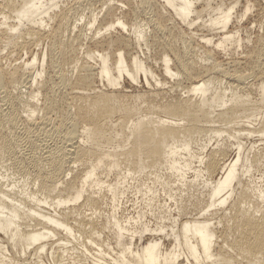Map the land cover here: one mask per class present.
<instances>
[{
	"label": "bare ground",
	"instance_id": "bare-ground-1",
	"mask_svg": "<svg viewBox=\"0 0 264 264\" xmlns=\"http://www.w3.org/2000/svg\"><path fill=\"white\" fill-rule=\"evenodd\" d=\"M254 11L0 0V264H264V34L239 25Z\"/></svg>",
	"mask_w": 264,
	"mask_h": 264
},
{
	"label": "rangeland",
	"instance_id": "rangeland-1",
	"mask_svg": "<svg viewBox=\"0 0 264 264\" xmlns=\"http://www.w3.org/2000/svg\"><path fill=\"white\" fill-rule=\"evenodd\" d=\"M130 2L132 3V4H137L138 2H139V0H130ZM98 5H95L93 8H91V7H88L86 10H85V13H86V15L87 14H89L90 15V11H91V9H92V11H91V13H97L98 12V7H97ZM95 8V9H94ZM90 9V10H89ZM255 12V13H254ZM253 13H251V14H249L247 17H246V19H244L243 21H241L240 22V24L239 25H241V27H243L244 29H246V27H248V26H250V24L252 25L251 27H253L252 29H251V27H249L250 28V39L251 40H253V41H255V38L256 37H258V36H262V33L264 34V13L262 14V15H259L258 16V13L256 12V11H254ZM255 15V16H254ZM256 16H258L257 18H256ZM262 16H263V18H262ZM255 21H254V20ZM259 19V20H258ZM140 20L141 21H144L145 19H141L140 18ZM261 20V21H260ZM258 21H259V23H258ZM145 22V21H144ZM143 22V25L145 24ZM83 23H84V20H83ZM261 23V24H260ZM255 24V25H254ZM254 25V26H253ZM259 26V27H258ZM144 27H146V29L148 30V32H149V28L145 25ZM248 28V29H249ZM75 34L76 33H71V34H69L68 35V38L69 39H76V40H78V42H79V44H83V49L84 50H92L93 48L91 47V45L90 44H88L87 42H85V41H82L81 40V38H79V39H77L76 38V36H75ZM196 34L197 35H200V32H196ZM105 37H107V36H105ZM249 45H252L251 44V42L250 43H248L247 45L245 44V45H243V47H242V49H238L237 50V52H236V54L232 51V54H231V56L232 57H234V58H240L243 54H241L243 51H245V46H246V49H247V47H249ZM81 52H83V50L81 51ZM79 53V52H78ZM77 53V54H78ZM238 54V55H237ZM235 55V56H234ZM237 55V56H236ZM231 56H229L230 57V59L232 58ZM78 57H79V55H78ZM225 57V58H224ZM224 57L222 58L221 57V61H223L224 62V60L225 61H228L229 60V57H228V55H224ZM223 59V60H222ZM10 60H13V57L12 56H10ZM199 62H201V61H199ZM222 68H225V66H223ZM75 76V74H73V77ZM221 80V79H220ZM222 81H224V79H222L221 80V82ZM253 81H254V79H253V77L251 78V77H249V78H247V80L246 81H243L244 82V84L246 83V84H248V83H251V84H253ZM227 83H229V82H226V80L223 82V84L221 83V85H219V89H222V87L224 88V87H227L226 85H227ZM219 84H220V82H219ZM224 84H225V86H224ZM230 84V83H229ZM234 85H236L237 83H233ZM218 85V84H217ZM98 85L97 84H95V87H97ZM24 96H25V98L26 97H28V93H26V94H24ZM40 100H41V98H40ZM58 141H50L49 142V146L50 147H52L53 148V144H54V146H55V144L57 143ZM58 144V143H57ZM3 160H4V162L5 163H7L8 164V161L6 160V158H3ZM16 171V170H15ZM14 171V169H13V167H11L10 165H8L7 166V171L5 172V173H7L8 174V176H9V178L11 177V181H13L12 179H14V181L13 182H15V184L17 183V185H18V182H19V186L21 185V183H22V181H26V180H24V179H22L21 177H19V176H17ZM28 186V185H27ZM9 251H11V248H10V246H9V249H8ZM11 258L12 259H15V260H17V258H16V255L14 254V253H11ZM49 260V259H48ZM18 261V260H17ZM45 261V260H44ZM19 262H22V263H26V262H28V260H24V261H19Z\"/></svg>",
	"mask_w": 264,
	"mask_h": 264
}]
</instances>
